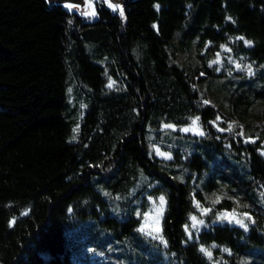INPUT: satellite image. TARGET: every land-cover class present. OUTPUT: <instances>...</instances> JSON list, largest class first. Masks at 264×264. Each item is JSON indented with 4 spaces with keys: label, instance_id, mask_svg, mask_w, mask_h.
<instances>
[{
    "label": "trees",
    "instance_id": "trees-1",
    "mask_svg": "<svg viewBox=\"0 0 264 264\" xmlns=\"http://www.w3.org/2000/svg\"><path fill=\"white\" fill-rule=\"evenodd\" d=\"M97 10L0 0V264H264V0Z\"/></svg>",
    "mask_w": 264,
    "mask_h": 264
},
{
    "label": "rangeland",
    "instance_id": "rangeland-1",
    "mask_svg": "<svg viewBox=\"0 0 264 264\" xmlns=\"http://www.w3.org/2000/svg\"><path fill=\"white\" fill-rule=\"evenodd\" d=\"M57 1H61V3L64 6L67 5V4H72V5L77 6V7H73L72 9H68L67 7H65V8H67L70 11L79 12L81 14V16L87 22L94 21L98 17L97 2L100 1V0H91V7H89V0H57ZM103 1H105V4L107 5V7H109L107 0H103ZM126 1H128V0H111V3L121 6L123 8V12H124V3ZM91 11H95L96 15L95 16H91V15L86 16V15H84L85 12H91ZM114 12H119V9H117ZM67 94L69 96H71V90L69 88L67 90ZM195 119L196 118H194L193 120H195ZM193 120L188 125L180 127V129H181V131H183V129L189 128V129H191L190 131H188V132L183 131V132L191 133V134H195V135H200L199 133L203 132V130H202V127H201V125L199 123V120L196 121L195 125H193ZM74 128L75 127L73 126L71 135L67 136L68 140L73 139V137H75V133H73L74 132ZM157 153H163V152H162V150L157 148ZM165 156H167V155H165ZM159 198L158 199H151L150 205H149L147 211L143 214V217H142V220H141V224H140V227L142 225L145 226V231L143 233L145 235H148V236L152 237V238H154L157 235L160 236L161 231L157 232L156 228L159 227L161 229L162 216H163V213H164V210H165V206H166V202H165L162 212H158L157 211V209L160 208V200H159ZM232 212L233 211H225V212H223L221 214L232 213ZM146 213L148 214L147 217L145 216ZM235 213L237 214V218L244 219L243 214H240L238 212H235ZM220 215H219V217H220ZM195 217L197 218V222L200 221V220L204 221V219L199 217V216H195ZM145 219H147V224H145ZM157 219H159V224L158 225L156 224V220ZM224 220L229 222V220H227V219H224ZM230 223L236 224L234 221H232ZM203 224L197 223V226L201 227V226H203ZM192 226H193V221H192ZM149 232H151L152 235H149L148 234Z\"/></svg>",
    "mask_w": 264,
    "mask_h": 264
},
{
    "label": "snow or ice",
    "instance_id": "snow-or-ice-1",
    "mask_svg": "<svg viewBox=\"0 0 264 264\" xmlns=\"http://www.w3.org/2000/svg\"><path fill=\"white\" fill-rule=\"evenodd\" d=\"M107 2H108V6H109L113 11H116L117 9H119L120 16H121V17L124 16L123 8H122L121 6L116 5V4H112V3H111V0H107ZM65 7H67L68 9H72L73 7H77V6L72 5V4H67V5H65ZM89 7H91V0H89ZM156 7L159 8V5H156ZM84 15H86V16H88V15L95 16L96 13H95V11H91V12H85ZM228 19H231V17H229ZM238 39H240V40H244V37H238ZM251 43H252L251 41H247V40H245V44L251 45ZM228 51H231V49H228ZM216 62H217V61H213V63H216ZM237 67L239 68L240 65L237 64ZM248 71H249V74H251L252 69H251V66H250V65L248 66ZM108 87L111 88V87H112V84L110 83V84L108 85ZM205 103H208V101H205ZM197 120H199V117H197L195 120H193V125L196 124V121H197ZM165 127H173V126H172V125H166ZM190 130H191V129H189V128H185V129H183V131H185V132H188V131H190ZM74 131H78V128H77V129H74ZM220 131H223V129H220ZM229 131H231V126H229ZM199 134H200V135H203L204 133H203V132H200ZM242 134H243V133H241V135H242ZM73 138H75V137H73ZM158 154L161 155V156H165V155H166L165 153H158ZM168 158H170V157H168ZM159 200H160V208L157 209V211H158V212H162V210H163V206H164V204H165V198H164L163 196H161V197L159 198ZM217 202H219V201L217 200ZM202 211L205 212V213H207V211H209V209H203ZM137 215H140V214L137 213ZM147 215H148V214L146 213L145 216L147 217ZM244 216H245L247 219L251 220V217L248 216L247 213H245ZM219 218L222 219V220L227 219V220H229V222L234 221L236 224H238V225H240L241 227H244L245 229H247V224L245 223V220L242 219V218H237V214L235 213V210H234L232 213H224V214H221ZM191 219H192V221H193V227H196V226H197V223H199V224H203V223H204L203 220H200V221L197 222V218H196L195 216H192ZM13 223H14V221H13ZM145 224H147V219H145ZM156 224H157V225L159 224V219L156 220ZM138 231H140V232H144V231H145V226L142 225V226L138 229ZM156 231L159 232V231H161V229H160L159 227H157V228H156ZM185 231H186V232L188 231V226H187V225H185ZM148 234H149V235H152L151 232H149ZM188 235H189V238H191V235H192V234H191L190 232L188 233ZM154 238H156V239H160V240H163V237H162V236H159V235L155 236ZM163 242L165 243V245L167 244L166 241H163ZM200 250H201L202 252H204L207 256H209V258H211V252H210L208 249H205V248L201 247ZM224 251H225V252H228L229 250H228V249H224Z\"/></svg>",
    "mask_w": 264,
    "mask_h": 264
},
{
    "label": "water",
    "instance_id": "water-1",
    "mask_svg": "<svg viewBox=\"0 0 264 264\" xmlns=\"http://www.w3.org/2000/svg\"><path fill=\"white\" fill-rule=\"evenodd\" d=\"M50 2H60L61 3V1H57V0H49ZM129 1V0H128ZM128 1H126V2H128Z\"/></svg>",
    "mask_w": 264,
    "mask_h": 264
}]
</instances>
